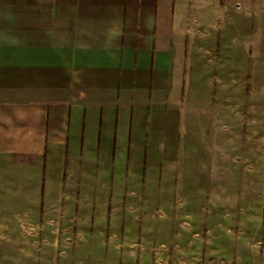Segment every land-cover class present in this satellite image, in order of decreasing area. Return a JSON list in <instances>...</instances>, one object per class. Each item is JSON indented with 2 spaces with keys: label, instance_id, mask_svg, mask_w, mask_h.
Masks as SVG:
<instances>
[{
  "label": "crops",
  "instance_id": "crops-1",
  "mask_svg": "<svg viewBox=\"0 0 264 264\" xmlns=\"http://www.w3.org/2000/svg\"><path fill=\"white\" fill-rule=\"evenodd\" d=\"M209 19L195 0H0V264L96 259L108 210L124 222L110 240L134 225L133 242L153 243L163 225L148 230L130 206L161 195L148 210L171 212L181 263L264 264L236 235L242 197L221 180L228 149L258 174L264 108L216 73L227 50ZM245 31L239 67L258 54Z\"/></svg>",
  "mask_w": 264,
  "mask_h": 264
},
{
  "label": "rangeland",
  "instance_id": "rangeland-1",
  "mask_svg": "<svg viewBox=\"0 0 264 264\" xmlns=\"http://www.w3.org/2000/svg\"><path fill=\"white\" fill-rule=\"evenodd\" d=\"M195 9L200 13H205V16H209L210 28L212 29L211 42L216 48H221L223 41L226 43V58L225 63L221 62L220 68L216 66V73L226 79L227 89L230 93L234 92V79L237 77L236 85L243 86V90L250 92H256L258 97V104L260 110L264 108V0H195ZM201 18L203 15H199ZM246 30V38L250 40L247 45V50L257 52V55H253L246 61L242 67H239L238 61L234 49L239 43L240 37H244L243 30ZM258 31V36H255L254 31ZM252 32V34H251ZM254 36V37H252ZM252 37V38H251ZM245 38V37H244ZM252 45V47H250ZM245 53V49H243ZM241 69V72H240ZM243 72V73H242ZM248 126L244 125V132L247 131ZM259 133H264V116H260L258 120ZM246 135V134H244ZM248 148V146H246ZM248 150V149H247ZM232 151L228 149L227 152V167H226V178H220L226 185L228 190L236 188L242 197L240 203V209L236 213V226L239 230L236 232L238 237H242L244 245L252 247L258 252H264V135L258 137V155L253 157L257 161L256 167H258V174L253 169L252 172L247 171V164L244 161L241 164L242 169H234L233 161L230 156ZM211 178L218 179L215 173L211 174ZM251 193L253 198L257 194V202L254 199L251 201ZM144 197V196H143ZM148 199L144 200L139 196L134 197L130 209L131 214L140 215L144 226L148 230L153 231L154 228L159 229L160 224L164 231L163 234L156 235L153 243L146 242H133L136 240V226L130 225L129 230L130 238L118 236L115 241L110 240L109 232L110 228H113L119 232L123 230V213L115 212L112 214L108 210L104 213L103 220L100 224H97L99 229V257L96 259L84 260V264H155V253L153 251H147L149 245L156 246L160 253L165 255L168 252L172 258V264H186L181 263L180 259H176V255L180 253L176 250V235L175 231L177 228L176 222L172 221L171 212L165 211V215H161V212H154L157 207L162 206L163 203L169 202V196H145ZM164 204V205H165ZM155 207L154 210L149 211L148 206ZM145 206L140 212L139 210ZM167 208V206H164ZM134 209V210H133ZM152 209V208H151ZM157 217V218H156ZM138 220V217H135ZM157 219V220H156ZM125 225H126V219ZM133 220V216L131 221ZM156 221V223H155ZM200 230L202 228H199ZM257 242V243H256ZM180 244H184V241H179ZM74 244L72 243L69 247H65L67 250H75ZM181 246V245H180ZM129 250L127 254H122L123 250ZM251 250V249H250ZM158 251V250H157ZM243 251V250H242ZM157 255V253H156ZM254 258V257H253ZM63 261L62 258L58 260ZM70 264H74L76 260H67ZM157 262V260H156ZM232 262V261H231ZM252 260L244 259L241 260L236 258L232 264H250ZM230 263V261H229ZM157 264V263H156Z\"/></svg>",
  "mask_w": 264,
  "mask_h": 264
}]
</instances>
